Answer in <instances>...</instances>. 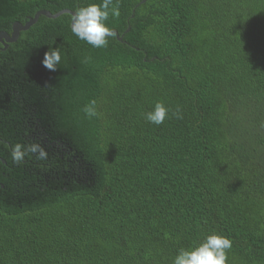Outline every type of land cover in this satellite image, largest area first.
Listing matches in <instances>:
<instances>
[{
    "label": "trees",
    "instance_id": "trees-1",
    "mask_svg": "<svg viewBox=\"0 0 264 264\" xmlns=\"http://www.w3.org/2000/svg\"><path fill=\"white\" fill-rule=\"evenodd\" d=\"M141 1L115 0L104 48L70 14L0 44V264H173L213 233L264 264V0ZM100 2L0 0V31Z\"/></svg>",
    "mask_w": 264,
    "mask_h": 264
},
{
    "label": "clouds",
    "instance_id": "clouds-1",
    "mask_svg": "<svg viewBox=\"0 0 264 264\" xmlns=\"http://www.w3.org/2000/svg\"><path fill=\"white\" fill-rule=\"evenodd\" d=\"M120 15L118 3L115 0H101L99 4L92 3L79 7L71 20V32L79 40L86 42L93 48H104L108 45V38L113 35L107 22L109 18H118ZM59 48H48L41 60L42 66L50 72H56L61 62ZM95 100L86 105L83 112L88 118L98 116ZM169 109L157 102L153 109L145 114V120L154 125H161L168 116ZM177 118H182L179 108ZM27 153L38 154V159L47 158V152L39 144H31L26 148L16 144L12 150V159L15 163L23 161ZM232 248V241L227 236L213 233L205 237L202 243L191 249H181L173 260V264H227V250Z\"/></svg>",
    "mask_w": 264,
    "mask_h": 264
},
{
    "label": "water",
    "instance_id": "water-1",
    "mask_svg": "<svg viewBox=\"0 0 264 264\" xmlns=\"http://www.w3.org/2000/svg\"><path fill=\"white\" fill-rule=\"evenodd\" d=\"M145 1L146 0L141 1L140 4L145 3ZM62 14H70L72 16V14H74V11L65 9L56 14H52L51 12L47 10H40L34 15V17H29L25 24H22L21 22H15L12 26V31L10 33L6 31H0V44H2L3 46L2 49H6L9 46V44L16 42L20 36V33L22 31L28 30L32 25H34L38 21L40 16L54 19V18L59 17ZM128 31H129V28L126 30V32ZM112 32L116 36L118 41H123V36L122 35L120 36L118 31L112 30Z\"/></svg>",
    "mask_w": 264,
    "mask_h": 264
}]
</instances>
